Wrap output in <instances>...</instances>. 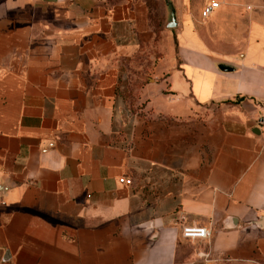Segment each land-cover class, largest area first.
<instances>
[{"label": "crops", "instance_id": "obj_1", "mask_svg": "<svg viewBox=\"0 0 264 264\" xmlns=\"http://www.w3.org/2000/svg\"><path fill=\"white\" fill-rule=\"evenodd\" d=\"M161 1L0 0V264L264 260V0Z\"/></svg>", "mask_w": 264, "mask_h": 264}, {"label": "rangeland", "instance_id": "obj_2", "mask_svg": "<svg viewBox=\"0 0 264 264\" xmlns=\"http://www.w3.org/2000/svg\"><path fill=\"white\" fill-rule=\"evenodd\" d=\"M151 5L153 7V11L155 14L156 24L160 25V27L163 28L165 18L168 17V9H167V6L165 4V1L162 0L160 4H158L156 2L155 3L152 2ZM157 25H156V27H157ZM149 77H150L149 78L150 81H152L153 77L151 75H149ZM133 94L134 93H132L131 91H128L126 94L129 109H131L133 111H138V109L141 108V103ZM206 264H212V262L207 261ZM214 264H264V260H257V259L244 260V259H240V258H235V259L221 258V259L217 260Z\"/></svg>", "mask_w": 264, "mask_h": 264}, {"label": "built area", "instance_id": "obj_3", "mask_svg": "<svg viewBox=\"0 0 264 264\" xmlns=\"http://www.w3.org/2000/svg\"><path fill=\"white\" fill-rule=\"evenodd\" d=\"M219 1L211 0L202 8V15H208L215 7H217ZM257 124L259 126H264V113L260 115L257 119ZM120 181L130 182V178L121 177L119 178ZM181 233L184 237L187 238H195V237H207L209 235V229L206 226L196 225V224H189L184 225L181 229Z\"/></svg>", "mask_w": 264, "mask_h": 264}, {"label": "water", "instance_id": "obj_4", "mask_svg": "<svg viewBox=\"0 0 264 264\" xmlns=\"http://www.w3.org/2000/svg\"><path fill=\"white\" fill-rule=\"evenodd\" d=\"M164 1L168 9V21L166 23V26L174 27L177 25L175 7L173 5L172 0H164ZM219 67L221 69H227V68H231L232 66L222 63V64H219Z\"/></svg>", "mask_w": 264, "mask_h": 264}]
</instances>
